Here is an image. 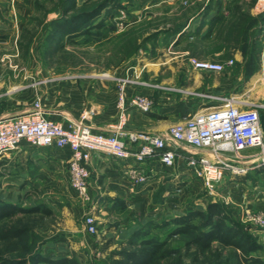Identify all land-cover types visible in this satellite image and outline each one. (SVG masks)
I'll return each instance as SVG.
<instances>
[{"label": "rangeland", "instance_id": "rangeland-1", "mask_svg": "<svg viewBox=\"0 0 264 264\" xmlns=\"http://www.w3.org/2000/svg\"><path fill=\"white\" fill-rule=\"evenodd\" d=\"M184 2H187V41H183L182 33L178 39L165 33L167 23L173 24L178 17L176 13L185 14L181 10L182 3L175 6L176 10L173 8L175 13L167 14L162 10L164 14L159 17L153 14L152 18L144 19L142 25L137 20L142 21L143 16L133 11L135 1L124 0L125 8L113 17H109L107 11L103 13V29L50 54L44 38L49 21L59 10L53 9L49 0H0V93L2 96L11 90L20 93L38 84H50L55 78L80 81L88 76L110 78L112 75L116 81L122 75L121 69L140 65L142 60L151 65L158 59V52L162 59L187 52V56L177 58L187 63L197 57L234 59L231 66L220 72L241 75V87L247 84L251 74L247 72L249 65L256 75L263 71L264 29L261 31L259 26L263 23L260 17L264 15V0ZM123 20L125 26L119 29L118 24ZM117 34L124 35L118 37ZM236 52H241L242 58H236ZM135 77L150 89L153 86L145 83L154 85L156 82L143 75ZM33 99L34 94L31 95ZM38 164V159L32 165L14 160L1 178L0 198L23 208L45 205L51 210V214L19 211L8 221L25 226L28 231L25 246L29 254L20 264H63L59 260L64 257H73L82 264H116L118 251L142 238L166 242L154 264H264V225L258 222V217L264 215V174H260L258 166L247 168L235 178L225 174L212 187L202 177L193 175L197 178L180 181L181 189L169 197V185L158 184L145 193L138 213L130 209L125 200L117 198L106 220L97 222L98 231L91 233L86 227L81 229L86 216L92 213L91 202H84L67 184L48 185L39 180L20 179L24 171L31 175L36 172ZM212 200L221 202L230 218L246 228L259 245L252 255L259 257L261 263L248 262L239 251L215 240L203 249L190 242V235L173 233L177 228L175 222L166 223L189 210H205ZM108 228H112L110 235ZM17 253L18 250L13 249L8 255L16 257ZM37 254L45 259L34 262Z\"/></svg>", "mask_w": 264, "mask_h": 264}, {"label": "crops", "instance_id": "crops-1", "mask_svg": "<svg viewBox=\"0 0 264 264\" xmlns=\"http://www.w3.org/2000/svg\"><path fill=\"white\" fill-rule=\"evenodd\" d=\"M134 1L133 11L143 16L142 21L137 20V22H142V25H144V19L152 18L153 14L158 17L162 15V10H165L167 14L169 12L175 13V6H181L182 3L181 10L185 14L176 13L178 17H176L173 24L167 23L168 28L165 33H169L170 38L176 39L182 33L183 41H187V2H184L185 0ZM223 4L227 6L226 2ZM225 5L224 7H226ZM213 9H215V6L211 10ZM255 11L257 13L258 10ZM180 24H183L181 31L172 33L171 30ZM153 32H156V30ZM169 53L175 54L174 52ZM262 54L264 56V52ZM163 55H167V52H163ZM184 56H187V52H178L177 55L169 56L172 58L171 60H169L170 58L162 59V55L158 52V59L153 60L151 65L142 60L143 62L140 65L131 68L126 67L119 71L122 74L121 76L143 75L145 79L156 80V82H153L155 87L152 89L144 86V84L128 85V97L137 92H145L154 101L153 108L149 112H141L134 107H129L127 130L166 135L171 126L187 115L222 104L226 97L232 98L235 102L245 101L250 104H259L261 121L264 127V69L256 75L255 69H252L249 65L247 72L251 74L248 77L247 84L241 87V75L234 76L220 71L199 69L194 67L191 62L177 61L179 60L177 58L181 59ZM235 57L242 58V53L236 52ZM249 63H251V60H249ZM210 75L211 77H209ZM7 94L2 96V93H0V114L27 112L31 109L34 100L40 98L46 117L61 122L65 126L80 121L83 112L88 111L85 123L96 131L106 132L112 129L111 126L118 118L117 82L112 75L110 78L103 75L88 76L80 81L55 78V81L50 84H43V86L38 84L23 89V92L20 93H12L11 90ZM32 94H34L33 100H31ZM187 95H189V99H186ZM255 150H245L242 154L245 155ZM192 151L194 149L191 147L181 149L176 164L172 167L162 166L156 158L147 160L144 163V168L149 173L150 180L144 184L135 183L131 178L130 169L134 165L132 160L115 157L103 151L92 152L87 163L90 171L89 189L92 195L90 208L93 207L92 213L95 215L97 222L106 220L105 217L109 215L117 198L125 200L126 205L130 209H135V213H138L145 193L153 190L152 188H155L158 184L165 183L169 185L168 197L174 194L178 188L181 189L182 182L180 181L196 177L193 176L195 174L187 166L186 156ZM200 153L211 158L214 157L211 150L202 149ZM70 156L69 148L36 146L22 141L18 148L7 155L0 156V161H4L7 167L14 160L32 165L33 161L38 159L39 164L36 172L31 175L28 171H24L21 173L20 179L39 180L41 183L48 185L60 186L67 184L70 188L68 172ZM260 174H264V171H261ZM229 175L230 178L231 176L236 177L235 174ZM166 178L168 181H165ZM169 181L173 183L170 184ZM232 182L235 181L232 180ZM80 209L84 211V208ZM71 227L72 224H70ZM73 227L76 229L74 225ZM85 227L81 229H85ZM111 233L112 228H108V234Z\"/></svg>", "mask_w": 264, "mask_h": 264}, {"label": "built area", "instance_id": "built-area-1", "mask_svg": "<svg viewBox=\"0 0 264 264\" xmlns=\"http://www.w3.org/2000/svg\"><path fill=\"white\" fill-rule=\"evenodd\" d=\"M124 22L120 21L119 29L124 28ZM190 62L199 69L223 71L234 63V59L219 61L191 58ZM116 82L119 111L111 130L96 131L85 123L88 111L83 112L80 121L65 126L47 118L41 99L37 98L27 112L0 114V156L18 148L22 141L36 146L69 148L70 188L88 203L92 201V195L87 163L94 151L132 160L134 165L130 175L139 184L150 180L144 168L147 160L156 158L162 166L172 167L181 149L187 147L194 149L186 156L187 166L196 176L202 177L209 187L225 174L238 175L249 167L264 164V127L259 104L235 102L226 97L222 104L187 115L171 126L166 135H157L126 129L129 107L149 112L153 108V99L145 92L128 97V85L143 84L135 76H119ZM145 84L155 87V84ZM206 148L211 149L215 159L200 153ZM251 149L256 150L242 154ZM258 222L264 225V215L258 217ZM85 226L91 233L98 231L93 213L86 216Z\"/></svg>", "mask_w": 264, "mask_h": 264}, {"label": "trees", "instance_id": "trees-1", "mask_svg": "<svg viewBox=\"0 0 264 264\" xmlns=\"http://www.w3.org/2000/svg\"><path fill=\"white\" fill-rule=\"evenodd\" d=\"M53 9H58L59 14L52 18L47 26L44 38L45 46L50 54L65 49L68 45L78 43L85 37H90L95 30L105 26L102 17L108 12L109 17L125 8L124 0H49ZM263 23L259 26L264 29V15H261ZM259 21V20H258ZM183 24L175 26L171 32L181 31ZM124 34H117L121 37ZM7 169L4 161H0L1 178ZM259 172L264 171V164L258 166ZM32 213L40 211L42 214H51L50 208L45 205L23 208L13 201L0 198V264H20L24 261L29 250L25 246L27 228L21 225H13L8 221L18 212ZM199 219V220H198ZM198 220V221H197ZM175 222V234L190 235L191 243H196L203 249H207L215 240L225 247H233L239 251L246 261L261 263V259L253 256L252 252L259 245L248 234L246 228L232 220L219 201H210L206 209H192L185 214L175 216L166 223ZM130 247H123L118 251L116 264H154L160 252L166 245L165 241L156 238H142L140 241L130 242ZM17 249L16 257L10 252ZM241 256V257H242ZM45 258L37 254L34 262L43 261ZM63 264H82L73 257L61 258Z\"/></svg>", "mask_w": 264, "mask_h": 264}]
</instances>
